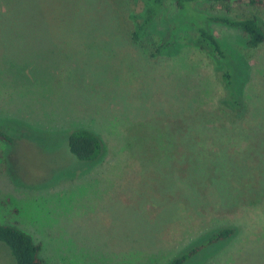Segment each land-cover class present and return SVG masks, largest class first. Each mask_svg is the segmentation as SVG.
Wrapping results in <instances>:
<instances>
[{"label":"rangeland","instance_id":"374dc122","mask_svg":"<svg viewBox=\"0 0 264 264\" xmlns=\"http://www.w3.org/2000/svg\"><path fill=\"white\" fill-rule=\"evenodd\" d=\"M142 7L0 0V224L27 231L50 264H166L233 226L185 264H264V42L209 22L246 113L244 132L198 134L219 124L225 65L186 24L153 55L157 33L132 39ZM234 13L264 21V8ZM78 127L101 136L97 161L71 153ZM0 264H16L2 241Z\"/></svg>","mask_w":264,"mask_h":264},{"label":"trees","instance_id":"16d2710c","mask_svg":"<svg viewBox=\"0 0 264 264\" xmlns=\"http://www.w3.org/2000/svg\"><path fill=\"white\" fill-rule=\"evenodd\" d=\"M133 1H141L143 7L139 12L130 13V18L133 20L132 39L140 41L143 37L157 33L160 41L154 48L153 55L172 49L177 43L178 32L182 25L186 24L191 30L188 32V41L213 56L221 65H225L224 68L220 66L218 71L225 92L220 100L218 129L215 126L216 130L214 129L213 132L197 133L244 132L243 114L246 112L244 102L237 90L234 64L232 60H229L222 42L210 30L209 22L238 28L246 36L247 46L252 48L260 46L264 42L262 18L260 19L256 13L243 15L234 12L236 8L244 5L256 10L264 8V0H174L178 12L173 16H169L167 0ZM214 7L224 12L213 13L210 9ZM158 24L161 25V29L156 28ZM222 103H228V105L222 106ZM68 135L69 149L78 160L95 162L103 155L104 142L98 133L88 128L78 127L70 129ZM0 137L8 138L3 133H0ZM236 148L239 149L238 146L232 147V149ZM229 190L230 188L225 189L228 193ZM258 203L259 201L251 198V205ZM235 232L236 229L233 226L217 229L204 242L192 246L187 252L179 254L166 264H185L200 249L229 238ZM0 241L8 246L16 264H50L40 256L41 245L37 244L27 231L16 225L0 224Z\"/></svg>","mask_w":264,"mask_h":264}]
</instances>
